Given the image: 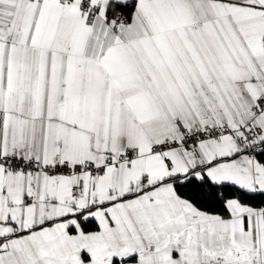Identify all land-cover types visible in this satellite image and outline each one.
Returning <instances> with one entry per match:
<instances>
[{
	"label": "snow or ice",
	"instance_id": "obj_1",
	"mask_svg": "<svg viewBox=\"0 0 264 264\" xmlns=\"http://www.w3.org/2000/svg\"><path fill=\"white\" fill-rule=\"evenodd\" d=\"M0 264H264V0H0Z\"/></svg>",
	"mask_w": 264,
	"mask_h": 264
}]
</instances>
